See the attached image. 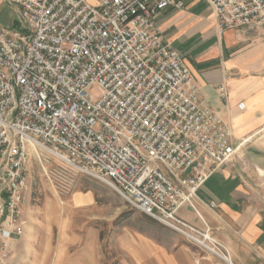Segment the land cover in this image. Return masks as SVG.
<instances>
[{
    "label": "built area",
    "instance_id": "built-area-1",
    "mask_svg": "<svg viewBox=\"0 0 264 264\" xmlns=\"http://www.w3.org/2000/svg\"><path fill=\"white\" fill-rule=\"evenodd\" d=\"M206 1L219 34L264 26V0ZM5 2L20 22L0 26V264L23 235L29 159L47 152L231 264L208 231L177 216L183 205L197 213L198 191L238 148L155 29L157 14L185 0Z\"/></svg>",
    "mask_w": 264,
    "mask_h": 264
},
{
    "label": "crops",
    "instance_id": "crops-1",
    "mask_svg": "<svg viewBox=\"0 0 264 264\" xmlns=\"http://www.w3.org/2000/svg\"><path fill=\"white\" fill-rule=\"evenodd\" d=\"M6 6L0 0V14ZM154 26L180 54L201 100L229 126L231 144L238 147L198 191L197 213L183 205L177 216L208 231L231 264H264V26L253 33L228 29L219 34L206 0H185L183 10L157 14ZM221 86L225 99L219 96ZM27 193L28 188L25 199ZM91 203V196L82 194L72 199L77 207ZM133 217L140 225H121L115 236L128 264H227L149 217L138 212Z\"/></svg>",
    "mask_w": 264,
    "mask_h": 264
},
{
    "label": "rangeland",
    "instance_id": "rangeland-1",
    "mask_svg": "<svg viewBox=\"0 0 264 264\" xmlns=\"http://www.w3.org/2000/svg\"><path fill=\"white\" fill-rule=\"evenodd\" d=\"M19 22L16 8L7 5L0 26ZM88 92L95 100L101 95L96 85ZM27 172L23 235L4 264H128L115 236L121 225L135 228L141 221L119 195L47 153L40 160L31 156ZM81 194L91 196L92 203L73 206V197Z\"/></svg>",
    "mask_w": 264,
    "mask_h": 264
},
{
    "label": "bare ground",
    "instance_id": "bare-ground-1",
    "mask_svg": "<svg viewBox=\"0 0 264 264\" xmlns=\"http://www.w3.org/2000/svg\"><path fill=\"white\" fill-rule=\"evenodd\" d=\"M47 152V151H46ZM47 153H49V152H47Z\"/></svg>",
    "mask_w": 264,
    "mask_h": 264
}]
</instances>
